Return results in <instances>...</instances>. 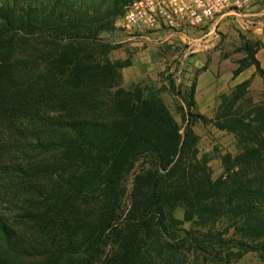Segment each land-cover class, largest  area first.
I'll list each match as a JSON object with an SVG mask.
<instances>
[{
	"label": "trees",
	"instance_id": "trees-1",
	"mask_svg": "<svg viewBox=\"0 0 264 264\" xmlns=\"http://www.w3.org/2000/svg\"><path fill=\"white\" fill-rule=\"evenodd\" d=\"M128 2L0 0V264L264 261V86L245 114L229 110L239 94L220 105L216 127L242 146L212 179L191 128L206 118L179 106L181 130L161 88L123 86L108 57L100 33ZM196 219L205 229L182 226Z\"/></svg>",
	"mask_w": 264,
	"mask_h": 264
},
{
	"label": "rangeland",
	"instance_id": "rangeland-1",
	"mask_svg": "<svg viewBox=\"0 0 264 264\" xmlns=\"http://www.w3.org/2000/svg\"><path fill=\"white\" fill-rule=\"evenodd\" d=\"M118 18L115 22L117 26L100 33V37L115 45L108 57L111 61L120 62L118 69L122 85L152 87L155 90L161 88L159 97L181 130L187 121L182 120L179 106L183 107L186 117L190 112L206 118L196 119L191 123V128L198 137L195 144L197 158L212 179L225 175L231 166L237 168L235 156L241 152L242 143L235 133L217 128L215 117L221 109L220 105L224 102V107L229 105L234 94L241 96L229 110L240 115L263 100V80L250 60L253 57L258 60L256 53L261 48L264 50V0H252L247 6L232 10L206 25L178 30H125L119 25ZM240 60L245 65L238 74H234ZM259 63L264 69V65ZM192 85L195 87L194 103L188 106V92ZM171 89H174L173 93ZM1 181L0 175V212L4 213ZM127 186L129 188V184ZM128 202V195H125L122 212H125ZM184 214L182 207L174 212L179 220L184 219ZM201 224L197 220L196 224L184 222L182 226L205 229ZM222 226L218 223L215 225L219 229ZM231 234L237 236L230 231L226 237ZM167 241L172 246L178 242L172 239ZM230 247L235 250L234 246ZM202 256L200 254L199 259L190 260V264H202ZM231 264H264V261L256 252H248L233 258Z\"/></svg>",
	"mask_w": 264,
	"mask_h": 264
},
{
	"label": "built area",
	"instance_id": "built-area-1",
	"mask_svg": "<svg viewBox=\"0 0 264 264\" xmlns=\"http://www.w3.org/2000/svg\"><path fill=\"white\" fill-rule=\"evenodd\" d=\"M252 0H130L119 16L125 30L169 29L202 26Z\"/></svg>",
	"mask_w": 264,
	"mask_h": 264
},
{
	"label": "crops",
	"instance_id": "crops-1",
	"mask_svg": "<svg viewBox=\"0 0 264 264\" xmlns=\"http://www.w3.org/2000/svg\"><path fill=\"white\" fill-rule=\"evenodd\" d=\"M117 24V23H116ZM115 24V25H116ZM117 26V25H116ZM256 57L258 58V60L261 62V64L264 65V50L261 48L259 49V51L256 53Z\"/></svg>",
	"mask_w": 264,
	"mask_h": 264
}]
</instances>
